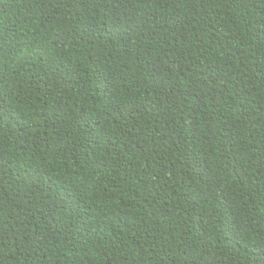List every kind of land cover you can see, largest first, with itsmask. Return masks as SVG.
Returning a JSON list of instances; mask_svg holds the SVG:
<instances>
[{"label": "trees", "instance_id": "16d2710c", "mask_svg": "<svg viewBox=\"0 0 264 264\" xmlns=\"http://www.w3.org/2000/svg\"><path fill=\"white\" fill-rule=\"evenodd\" d=\"M0 264H264V0H0Z\"/></svg>", "mask_w": 264, "mask_h": 264}]
</instances>
